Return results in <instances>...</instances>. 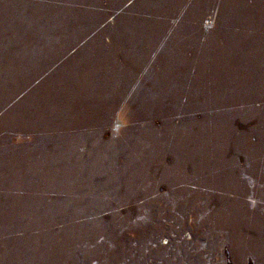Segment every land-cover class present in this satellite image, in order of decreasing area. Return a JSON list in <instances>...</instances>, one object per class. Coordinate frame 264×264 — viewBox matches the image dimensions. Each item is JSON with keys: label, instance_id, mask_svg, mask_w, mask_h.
Wrapping results in <instances>:
<instances>
[{"label": "rangeland", "instance_id": "374dc122", "mask_svg": "<svg viewBox=\"0 0 264 264\" xmlns=\"http://www.w3.org/2000/svg\"><path fill=\"white\" fill-rule=\"evenodd\" d=\"M0 264H264V0H0Z\"/></svg>", "mask_w": 264, "mask_h": 264}]
</instances>
